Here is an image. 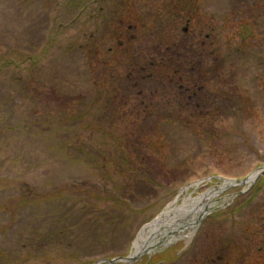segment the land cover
<instances>
[{"label":"rangeland","instance_id":"obj_1","mask_svg":"<svg viewBox=\"0 0 264 264\" xmlns=\"http://www.w3.org/2000/svg\"><path fill=\"white\" fill-rule=\"evenodd\" d=\"M231 1L197 0L190 14L179 0H114L117 10L110 0L86 10L66 9L68 0H0V57L37 62L0 72V203L21 190L66 186L86 192V201L114 186L129 198L127 227H103L96 238L85 226L76 254L51 263L135 258L136 240L156 218L222 187L210 200L217 212L195 230L118 264H264V0L236 10ZM248 11L245 37L260 61L228 62ZM186 66L196 67L197 85L174 74ZM63 113L75 122L60 130ZM72 136L79 139L70 143ZM64 140L91 159L70 161L57 148Z\"/></svg>","mask_w":264,"mask_h":264},{"label":"trees","instance_id":"obj_2","mask_svg":"<svg viewBox=\"0 0 264 264\" xmlns=\"http://www.w3.org/2000/svg\"><path fill=\"white\" fill-rule=\"evenodd\" d=\"M110 1L109 8H115L117 10L119 7L115 6L116 3H114V0ZM124 1L125 0H122L121 4H127V2ZM179 1L183 2L180 5L182 9L190 14L192 13L193 6H195L193 4L197 2V0ZM232 1L235 2L233 6V9L235 10L241 5V3L245 2V0ZM94 3L98 6H103L104 4H107V0H68L66 9L72 7V10H74L81 7L82 10H86ZM195 7L197 8L199 6L196 5ZM253 9H255V6H253ZM101 11V9L98 10L99 14H101ZM232 13L229 12L227 16H224L225 22L229 21V17ZM250 13L251 12L248 11L244 16V23L240 21L243 25L246 24L243 29V38L240 44L232 47L228 51V62L234 61L240 63L247 59L260 61V58L257 57V54L254 51L255 46L247 45L249 37H245V35L252 33L251 28L247 27L250 26L249 22L252 19ZM79 18H81V15L76 14V20L73 21H77ZM187 32L188 28L184 29V33L187 34ZM190 42L192 43L189 39V43ZM185 45L186 49L192 50L193 44H191V47L188 43ZM46 51H48L47 48L43 52V58L45 57ZM11 56L12 55H9L8 57H0V72L12 64L14 66L18 62V58L15 59ZM31 59L32 58H25L16 65L17 67H21L28 63L29 66H35L37 62L31 61ZM195 69L196 67L191 69V67L187 68L186 66V70L183 71L181 68H177L174 70V74L178 76V74L183 72L184 75H186V78H189L194 82L192 85H197L198 82H195L193 80L194 77L192 76L196 71ZM60 115L62 117L57 124L58 129L60 130H62L64 122H67L68 120L75 122L74 118H70L64 113ZM57 121L58 118L50 125L55 124ZM41 124L42 123L40 122L39 125ZM45 125L46 127H50L48 122H45ZM30 128L32 129V124L27 123L23 130L27 131L30 130ZM37 134L40 136L44 133L42 131H37ZM73 139L78 140L79 137L72 136V140H69L70 143H74ZM69 141L64 140L57 143V148L68 156L70 161L83 162L88 158L91 159L89 155L85 156L86 153H82L81 148L77 149V145L69 144ZM83 156H85L86 159L82 158ZM110 161L114 162L111 159ZM126 163L129 164V162ZM130 170L134 169L130 168ZM140 178L139 181L143 182V178L141 176ZM262 179H260L255 186L253 190L254 195L260 189V186L263 183ZM114 187L115 188L112 189L111 194L104 193V196L88 193L92 198L89 200L87 199V201L86 199L83 200V195L86 192L75 190V186H66L59 187L50 193H37L36 190H21L18 193V196H14L15 202L10 201L9 203H0V215L5 214L9 218V226L2 225L0 228V264H30L32 261H34V264H45L44 262L53 264L51 261L55 257H63L66 255L73 257L76 252H74L72 247L75 245L82 247L84 245L86 237H84L83 231L85 226H88L93 230L94 235L96 234V238L98 234L97 231L102 230L103 227L108 230L120 226H123L124 228L127 227L132 219V216L129 213V198L121 195L122 192L119 191L116 186ZM230 209V211L233 210L234 212L241 210L239 206ZM21 219L24 222L19 223L18 220ZM247 230H249V228ZM158 256L159 255L155 256L152 262L157 261ZM90 263L92 262L86 264Z\"/></svg>","mask_w":264,"mask_h":264},{"label":"bare ground","instance_id":"obj_3","mask_svg":"<svg viewBox=\"0 0 264 264\" xmlns=\"http://www.w3.org/2000/svg\"><path fill=\"white\" fill-rule=\"evenodd\" d=\"M253 178L254 177L249 179V183L254 181L252 180ZM228 186H230L228 183L224 185L225 188H227ZM221 189L222 187L220 189L215 188L211 190L209 193L201 195L198 198H193V197L186 198L184 199L183 203L180 206L175 208H170L169 210H167L161 217H159V219L154 224L148 226L139 236V238L136 240L134 245L133 255L138 257L143 253V250L145 248L149 247L147 246L144 240L148 232L157 231V232H161L162 235L165 236V234H167L169 231L172 232L173 230H175V228L178 227V225L186 224L185 221H182L184 217L188 215H194L196 217L195 219H197L198 217L207 213L208 209H211L213 207L212 202L210 200L216 197ZM207 200H209L210 203H206ZM171 235L169 236L170 240L172 239V237H176L175 235L173 236ZM183 238L186 239L187 236H183Z\"/></svg>","mask_w":264,"mask_h":264},{"label":"water","instance_id":"obj_4","mask_svg":"<svg viewBox=\"0 0 264 264\" xmlns=\"http://www.w3.org/2000/svg\"><path fill=\"white\" fill-rule=\"evenodd\" d=\"M226 183H228L230 185V181H226ZM240 183L243 184V183H245V181H240ZM201 221H202V217L197 218L195 222L188 221L184 225H178V227H176L175 230H173L172 232L169 231L167 234H165V236H163L161 232H158L157 234H155L157 231L149 233L148 236H152V240L156 238V239H158V241L154 242V244H152V245L151 244L147 245L149 247L145 248L143 250V253L140 256H142L143 254H146L148 251L150 252V250L156 251L162 244H164V242L168 239V237L171 234H177L180 231H184L185 229L190 228L191 227L190 225L196 224V222L200 223ZM140 256H138V257L134 256V257L140 258ZM135 258H132V257L131 258H119L118 257V258H114V259H102V260H99L98 262H96L95 264H116V263H120V262L133 261Z\"/></svg>","mask_w":264,"mask_h":264}]
</instances>
